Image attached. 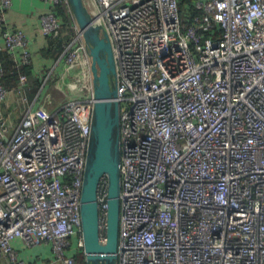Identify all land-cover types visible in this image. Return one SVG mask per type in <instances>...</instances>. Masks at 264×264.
Here are the masks:
<instances>
[{"label": "built area", "instance_id": "built-area-1", "mask_svg": "<svg viewBox=\"0 0 264 264\" xmlns=\"http://www.w3.org/2000/svg\"><path fill=\"white\" fill-rule=\"evenodd\" d=\"M43 1L41 33L60 38L55 6L68 1ZM84 3L116 66L117 264H264V0H193L201 15L191 23L180 0ZM11 5L0 0V51L31 64L30 38L6 20ZM71 19L73 33L33 99L26 74L13 89L0 82V107L12 95L8 115L19 113L13 131L0 114V264H31L14 247L17 238L49 242L59 264H83L71 246L75 238L83 244L95 98L89 47ZM79 77L84 98L69 92L53 111L37 106L45 87L51 95ZM97 202L104 243L107 175Z\"/></svg>", "mask_w": 264, "mask_h": 264}, {"label": "water", "instance_id": "water-1", "mask_svg": "<svg viewBox=\"0 0 264 264\" xmlns=\"http://www.w3.org/2000/svg\"><path fill=\"white\" fill-rule=\"evenodd\" d=\"M89 47L93 73L94 105L91 138L81 193L82 241L85 264H117L120 216L119 103L116 86L110 80L116 74L112 46L92 16L84 0H67ZM116 129V134L114 131ZM103 175L108 177L106 241H100L97 188Z\"/></svg>", "mask_w": 264, "mask_h": 264}, {"label": "crops", "instance_id": "crops-1", "mask_svg": "<svg viewBox=\"0 0 264 264\" xmlns=\"http://www.w3.org/2000/svg\"><path fill=\"white\" fill-rule=\"evenodd\" d=\"M44 7L45 3L43 0H12V5L6 9V20L8 24L12 28H20L24 30L31 40V51L33 54L31 67L32 72L37 75L38 79H41L47 71L49 72L54 67L56 57L54 51L50 49L49 38L44 36L40 29L39 17L43 12ZM63 33L64 35L68 34L66 30H63ZM71 33H73V31ZM56 70L59 71V68ZM49 83H52V81H49ZM37 88L34 89V93L31 98L28 95L29 99H33L35 97L38 90ZM58 90H60L59 93L61 92L63 96L65 95V90L68 94H70L66 89V85H64L62 89ZM55 94L56 93H54V95ZM69 96H71V94ZM12 99V95H9L7 101L8 103H5L0 107L1 117L10 118V131L15 129L19 120V113L16 110L14 115H8L11 109L9 106L13 103ZM53 102V94L48 95L47 87H45L39 94L36 103L37 106H43L46 110L53 111L57 107H55ZM13 245L19 251L20 256L29 261L31 264H59L55 261L52 245L49 242H41L40 244L34 246H27L21 239L17 238L13 241ZM71 248L72 250L80 253V248L77 247L76 238L73 239Z\"/></svg>", "mask_w": 264, "mask_h": 264}, {"label": "trees", "instance_id": "trees-1", "mask_svg": "<svg viewBox=\"0 0 264 264\" xmlns=\"http://www.w3.org/2000/svg\"><path fill=\"white\" fill-rule=\"evenodd\" d=\"M193 0H180L179 8L182 18L186 21L191 23L193 21L194 16H200L201 10L197 9L193 3ZM57 15L60 17L62 23V34L60 38H49L50 49L54 51L55 56L60 52L64 42L69 41L71 32V11L69 5L67 3L60 2L55 6ZM63 30L67 31L68 34L63 33ZM71 31V32H70ZM0 59L2 60V67H3V74L0 76V82L4 84L7 88L13 89L17 85L18 77L21 73L27 75L28 79V86L26 88L27 95L32 97L35 88H39L41 79H38L37 75L32 72L31 64H24L19 65L17 62L12 60L10 55L5 51H0ZM36 76V77H35ZM31 81V82H30ZM32 83V84H31ZM37 88V89H38ZM28 96V97H29ZM77 260L81 261L83 264L84 262V255L83 253H77L76 255Z\"/></svg>", "mask_w": 264, "mask_h": 264}, {"label": "rangeland", "instance_id": "rangeland-1", "mask_svg": "<svg viewBox=\"0 0 264 264\" xmlns=\"http://www.w3.org/2000/svg\"><path fill=\"white\" fill-rule=\"evenodd\" d=\"M78 79L79 80H77V78L69 80V82H70V83L68 82L69 86H66V89L70 93L73 92L72 98H77V97H83L84 98L85 94L87 93V90H84L85 87L83 85L81 87L77 88L82 83L81 78L79 77ZM110 83H111V85L114 84L113 77H111ZM78 92H79V94H78ZM54 93H56V94L54 95ZM50 94L51 95L53 94V99H54L53 103L55 104V107L58 106V104L64 103L67 99H69V95L63 96L62 93H59L58 89H55L54 91L52 90V93H50ZM82 104H85V103H82ZM115 134H116V129L114 131V135Z\"/></svg>", "mask_w": 264, "mask_h": 264}]
</instances>
